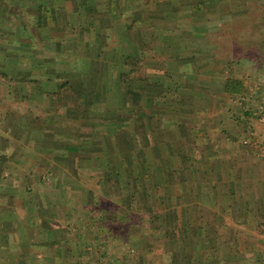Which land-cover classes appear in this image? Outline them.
I'll list each match as a JSON object with an SVG mask.
<instances>
[{"label":"crops","instance_id":"obj_1","mask_svg":"<svg viewBox=\"0 0 264 264\" xmlns=\"http://www.w3.org/2000/svg\"><path fill=\"white\" fill-rule=\"evenodd\" d=\"M249 3L0 1V264H264V100L207 35Z\"/></svg>","mask_w":264,"mask_h":264},{"label":"trees","instance_id":"obj_2","mask_svg":"<svg viewBox=\"0 0 264 264\" xmlns=\"http://www.w3.org/2000/svg\"><path fill=\"white\" fill-rule=\"evenodd\" d=\"M248 2L250 3L243 21L236 24L222 23L216 31L207 35L223 54L224 61L228 63L255 61L258 69H262L264 68V0H248ZM225 84L226 90L238 93L243 90L244 81L228 70ZM96 237H99V233L94 235L95 239ZM95 245L96 242L90 245L92 249H86L84 243L79 244L74 254L75 264H91L92 259L97 264H103L100 261L102 252L97 254Z\"/></svg>","mask_w":264,"mask_h":264},{"label":"rangeland","instance_id":"obj_3","mask_svg":"<svg viewBox=\"0 0 264 264\" xmlns=\"http://www.w3.org/2000/svg\"><path fill=\"white\" fill-rule=\"evenodd\" d=\"M0 1H2V0H0ZM1 8V7H0ZM209 37V36H208ZM210 39V38H209ZM211 41V40H210ZM211 43H213L212 41H211ZM242 62H245L246 63V66H248L247 65V63L249 62V63H252L254 66V70H253V72L252 73H246V68H245V66H244V63L242 64ZM248 63V64H249ZM226 65H228V67H229V70L231 69V71H232V73L235 75V76H239V77H243L244 76V78H242L243 80H244V85H245V81H246V83H248L249 84V86L250 87H247V91H246V95L244 96L243 95V93H244V91L242 90L241 92H238V93H235V92H233V95H235L236 96V98L237 99H235V102H237V105H240L242 102L241 101H243L244 99H246L247 97L248 98H250V96H251V100H253V103L251 104L252 105V107L255 105V104H257L258 102H260V100H264V68H260V69H258V66L256 65V62L255 61H248V60H246V61H241V62H237V61H235L234 62V64H232L231 65V63H228V62H226L225 63ZM244 69V70H243ZM244 71V73H241L242 71ZM230 71V72H231ZM247 79V80H246ZM252 88H253V90H252ZM239 96H238V95ZM247 94H249V95H247ZM240 95H243L242 97H240ZM250 100H248V102H249ZM256 120H257V123H264V121H260V120H258L257 118H255ZM241 141H246V137H242L241 138ZM4 172V175L5 176H7V175H10V176H12V175H14L15 173H17V172H20V171H15V170H12V171H3ZM101 226V225H100ZM101 229V228H100ZM101 231V230H100ZM99 231V232H100ZM100 234V233H99ZM100 237H101V234L99 235ZM100 237H96V239L94 238V240H99L100 239ZM101 242V241H100ZM106 248H107V250L106 251H104L105 253L107 252V253H115V254H117L118 253V250H117V248H116V246L111 242L110 244H108V242H107V244H106ZM116 248V249H115ZM120 251H125V250H123V249H121ZM95 252L98 254L99 252L101 253L102 251H97V250H95ZM104 253V254H105ZM107 253H106V255H107ZM101 257V256H100ZM110 257H112V256H110ZM109 264H112L111 262H109Z\"/></svg>","mask_w":264,"mask_h":264},{"label":"built area","instance_id":"obj_4","mask_svg":"<svg viewBox=\"0 0 264 264\" xmlns=\"http://www.w3.org/2000/svg\"><path fill=\"white\" fill-rule=\"evenodd\" d=\"M262 106H263V105L261 104L260 107H262ZM259 112H261V110H260ZM258 117H259L260 120H263V115H262V113H259Z\"/></svg>","mask_w":264,"mask_h":264}]
</instances>
